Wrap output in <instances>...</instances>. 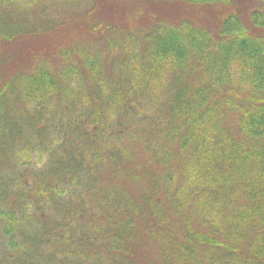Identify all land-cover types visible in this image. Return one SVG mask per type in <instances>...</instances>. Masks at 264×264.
Returning <instances> with one entry per match:
<instances>
[{"label":"trees","instance_id":"obj_1","mask_svg":"<svg viewBox=\"0 0 264 264\" xmlns=\"http://www.w3.org/2000/svg\"><path fill=\"white\" fill-rule=\"evenodd\" d=\"M237 3L52 0L51 38L0 0V264H264V0Z\"/></svg>","mask_w":264,"mask_h":264},{"label":"rangeland","instance_id":"obj_2","mask_svg":"<svg viewBox=\"0 0 264 264\" xmlns=\"http://www.w3.org/2000/svg\"><path fill=\"white\" fill-rule=\"evenodd\" d=\"M46 0H35V24L40 25L41 28H47V32L45 34L48 37L53 38L54 36H59L65 29L71 30L73 32H76V27L70 25V22H66V20L63 19V9L61 8V5H49V3L52 2V0H48V3H45ZM239 7H244V2L245 0H237ZM123 0H82V11L84 9L87 10H92L93 7L95 6V10L92 12V15L95 19L99 18H107L108 22L113 21L116 22L115 20L119 19V16H116V9L112 8L113 6L117 7L118 5H122ZM48 4L47 6V15L46 16H36L42 15V5ZM117 5V6H116ZM243 5V6H242ZM111 6V7H110ZM61 8V9H60ZM29 14H31V10L28 11ZM120 12V11H119ZM21 13V12H20ZM23 13V12H22ZM122 12H120V15ZM54 17L55 24L57 27L49 26L51 19ZM49 19L46 23L43 21H46ZM26 228V235L29 236V238L26 239H31L32 241L35 242V228H30L29 225H24ZM2 234V229L0 227V236Z\"/></svg>","mask_w":264,"mask_h":264}]
</instances>
